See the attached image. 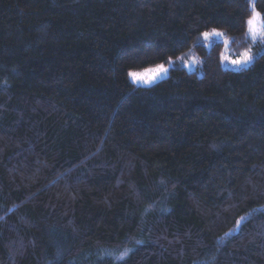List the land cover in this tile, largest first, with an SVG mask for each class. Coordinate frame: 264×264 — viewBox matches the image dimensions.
<instances>
[{
    "label": "trees",
    "instance_id": "obj_1",
    "mask_svg": "<svg viewBox=\"0 0 264 264\" xmlns=\"http://www.w3.org/2000/svg\"><path fill=\"white\" fill-rule=\"evenodd\" d=\"M250 4L0 0V264H264V49L201 40Z\"/></svg>",
    "mask_w": 264,
    "mask_h": 264
},
{
    "label": "rangeland",
    "instance_id": "obj_2",
    "mask_svg": "<svg viewBox=\"0 0 264 264\" xmlns=\"http://www.w3.org/2000/svg\"><path fill=\"white\" fill-rule=\"evenodd\" d=\"M253 9L257 13H259L251 5V11H250V14H249V16L247 17V20H246V30H247L248 40L242 46H238V47L231 46L229 40L227 38H225L224 35H222V36L214 35L213 34V30H215L218 33H222L223 34L222 30L219 29V28H211V29L203 31L201 33V40L203 41V43L206 46V48L209 47L210 41L212 39H217V40H221L222 41V50H221V57H220V63H221L222 67L231 68V69H239L240 67L246 66L248 63L240 64V65H234L231 61L239 59L241 57V54L246 52V51L250 50V54L254 57L255 54H257L258 52H260V51H262L264 49V39H262L259 35H257L255 40H253L252 36L249 35V33H248L247 21H248V19L250 17H252ZM256 26H257L258 30H260V29H262L264 27V20L262 19L261 15H259V17H257ZM206 32L209 33V36L207 38H205L203 36V34L206 33ZM256 43H259V45H257ZM169 61H171V63H169ZM160 65H163L164 68L166 69V71L165 72H159V74L157 75L156 74L157 73V68ZM174 66H183L188 71L197 70V73L200 74V71L198 70V66H199L198 57L192 51H187L185 53L169 57L168 60L165 63H157V64H154V65H149V66L142 67L140 69L128 70L127 71V77L135 85L150 86L153 83H155L156 81L166 77L168 75L169 68L170 67H174ZM130 72L143 74L145 79H147L148 76H153L154 75L155 79L152 80L149 84H144L140 80H137L136 82H134L133 79L130 78V76H129Z\"/></svg>",
    "mask_w": 264,
    "mask_h": 264
},
{
    "label": "snow or ice",
    "instance_id": "obj_3",
    "mask_svg": "<svg viewBox=\"0 0 264 264\" xmlns=\"http://www.w3.org/2000/svg\"><path fill=\"white\" fill-rule=\"evenodd\" d=\"M259 13H257L254 9H253V14L252 17H250L247 21L248 24V33L249 35L252 36L253 40H255V38L257 37V35H259L262 39H264V28L258 30L257 26H256V20L257 17H259ZM213 34L217 35V36H222V33H218L215 30H213ZM203 36L205 38H207L209 36V33H204ZM254 57L250 54V50L246 51L244 53L241 54V57L239 59L233 60L231 61L234 65H240V64H246L251 62V60ZM169 63H171V61H169ZM166 69L164 68L163 65L158 66L157 68V75L159 74V72H165ZM130 78L133 79L134 82H136L137 80H140L141 82H143L144 84H149L152 80L155 79V76H148L147 79H145L143 74H138V73H129ZM126 255V253H125ZM121 259H123V256H121Z\"/></svg>",
    "mask_w": 264,
    "mask_h": 264
}]
</instances>
